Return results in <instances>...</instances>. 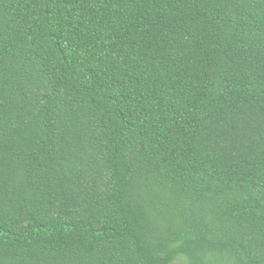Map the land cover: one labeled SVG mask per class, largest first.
Masks as SVG:
<instances>
[{
	"label": "trees",
	"instance_id": "1",
	"mask_svg": "<svg viewBox=\"0 0 264 264\" xmlns=\"http://www.w3.org/2000/svg\"><path fill=\"white\" fill-rule=\"evenodd\" d=\"M264 264V0H0V264Z\"/></svg>",
	"mask_w": 264,
	"mask_h": 264
},
{
	"label": "rangeland",
	"instance_id": "2",
	"mask_svg": "<svg viewBox=\"0 0 264 264\" xmlns=\"http://www.w3.org/2000/svg\"><path fill=\"white\" fill-rule=\"evenodd\" d=\"M174 264H181V261L178 260Z\"/></svg>",
	"mask_w": 264,
	"mask_h": 264
}]
</instances>
